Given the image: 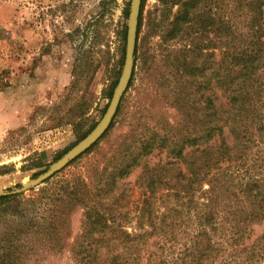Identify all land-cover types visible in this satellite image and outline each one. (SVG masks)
<instances>
[{
    "label": "trees",
    "instance_id": "obj_1",
    "mask_svg": "<svg viewBox=\"0 0 264 264\" xmlns=\"http://www.w3.org/2000/svg\"><path fill=\"white\" fill-rule=\"evenodd\" d=\"M164 2L179 8L142 56L136 123L84 171L0 195V264H264V0ZM138 168L130 218L124 185Z\"/></svg>",
    "mask_w": 264,
    "mask_h": 264
},
{
    "label": "rangeland",
    "instance_id": "obj_2",
    "mask_svg": "<svg viewBox=\"0 0 264 264\" xmlns=\"http://www.w3.org/2000/svg\"><path fill=\"white\" fill-rule=\"evenodd\" d=\"M130 2L0 0V190L18 187L45 172L101 121L124 64ZM178 8L179 4L164 0H146L136 65L119 111L93 150L70 162L56 178L84 171L136 123L150 73L140 78L142 56L148 63L157 54L159 23L165 19L169 24ZM148 102L158 114L166 108L159 97ZM171 113L170 109L167 115ZM163 157L156 152L151 163ZM140 173L136 169L124 185L131 188L130 218L136 217L142 204ZM81 218L82 210L72 216L73 235L80 231ZM254 227L260 234L264 222ZM37 264H70V258L65 255Z\"/></svg>",
    "mask_w": 264,
    "mask_h": 264
},
{
    "label": "water",
    "instance_id": "obj_3",
    "mask_svg": "<svg viewBox=\"0 0 264 264\" xmlns=\"http://www.w3.org/2000/svg\"><path fill=\"white\" fill-rule=\"evenodd\" d=\"M142 2L143 0H131L130 2L124 64L118 82L113 90L108 108L101 121L82 140L71 147L57 161L53 162L45 172L29 181L18 184L20 185L18 187L15 185L12 189L0 190V195L22 194L43 184L47 179L65 168L71 161L88 150L109 128L118 111L122 97L129 88L134 73Z\"/></svg>",
    "mask_w": 264,
    "mask_h": 264
}]
</instances>
